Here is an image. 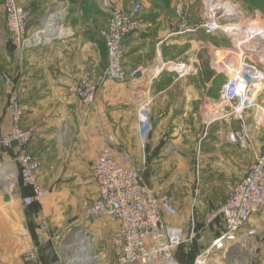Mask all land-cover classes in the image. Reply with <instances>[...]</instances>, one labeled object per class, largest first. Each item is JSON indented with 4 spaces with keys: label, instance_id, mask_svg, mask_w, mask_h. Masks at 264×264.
<instances>
[{
    "label": "crops",
    "instance_id": "1",
    "mask_svg": "<svg viewBox=\"0 0 264 264\" xmlns=\"http://www.w3.org/2000/svg\"><path fill=\"white\" fill-rule=\"evenodd\" d=\"M112 1L125 9L136 2L142 4L140 27L124 40L127 71L188 63L192 55L201 54V32L178 33L183 7L189 5L188 18L196 20L197 0ZM23 2L32 8L28 35L36 32L42 37L56 32L58 37L26 47L20 56L10 44L0 0V132L7 133L11 127L2 77L7 72L20 80L23 126H35L37 130L26 151L41 162L40 181L46 194L29 215L23 197L31 194V188L21 181L14 160L19 148H0V264H34L24 258L33 250L39 257L35 264L61 261L41 226L46 223L52 230H62L76 223L85 201H95L99 189L93 165L104 144L111 146L120 162L128 154L134 165L144 166L146 184L157 193L170 195L178 214L165 215V220L182 226L187 234L197 232L176 250V256L185 254L181 262L194 264L191 255L195 258L225 230L222 217L207 224L210 210L220 206L231 186L246 175L264 141L257 151L252 146L234 144L227 133L238 128L237 122L234 128L224 129L220 120L206 119V113L214 112L220 103L221 84L210 75L179 77L163 70L159 76L137 84L108 78L85 113L86 107L70 87L85 71L98 77L106 69L107 51L100 31L107 26L108 14L98 0ZM144 96L153 99L154 121V131L145 146L138 132V104ZM254 137L256 143L264 140L258 133ZM207 181L226 183L225 195L209 185L201 187ZM86 224L100 254L96 264L117 262L114 252L119 248L113 236L119 221L102 217ZM248 225L255 230L250 238L257 253L250 264H264V211L255 214ZM234 245L215 250V263L226 264L222 258Z\"/></svg>",
    "mask_w": 264,
    "mask_h": 264
},
{
    "label": "built area",
    "instance_id": "2",
    "mask_svg": "<svg viewBox=\"0 0 264 264\" xmlns=\"http://www.w3.org/2000/svg\"><path fill=\"white\" fill-rule=\"evenodd\" d=\"M98 1L109 17L107 26L100 31L107 51V67L98 77L90 70L85 71L70 87V92L75 94L86 107L85 113L95 103L106 79L121 82L130 80L137 84L159 76L163 69L174 65L144 70L137 67L130 72L127 71L124 66V40L140 27L142 4L136 2L132 8L125 9L112 0ZM1 3L12 45L20 56L26 47L50 42L58 37L56 32H50L42 37L36 32L28 35V21L32 15V8L24 5L23 0H1ZM202 3L204 17L201 16V20L197 22H190L188 7L182 8L178 33L205 32L207 35L219 38L223 34H231V39L239 37L233 31L216 28L212 14L215 13L214 8L218 5L224 6L220 4L221 0H203ZM226 9H220V15L224 16ZM243 31V34H247V28L243 27ZM246 40L245 43L250 47L248 52L240 48L243 38L240 39L239 44L232 41V50L237 48V55L231 49L224 50L225 61L222 71L228 78L220 87V103L214 110L217 116L210 120L223 119L237 122L238 128L228 131L227 139L242 147L249 146L254 131L253 124L249 120L250 111L256 106L257 84L264 69V58L250 51L262 47L259 44L262 40L261 36L259 33H248ZM175 66H179V70L175 72L179 77L198 73L192 62ZM2 77L11 116V127L7 133L0 132V148L9 149L14 145L18 146L19 151L14 160L21 181L31 188V194L23 197V203L30 206L34 202H42L46 194L40 181L41 162L26 151V146L34 139L37 130L35 126L27 128L23 126L24 109L20 80L7 72H4ZM1 121L0 115V125ZM153 131V99L144 96L138 104V132L144 146ZM145 169L144 166L134 165L128 154H125L120 162L113 156L110 145H102L93 165V177L99 189L98 197L93 202L85 203L80 220L88 222L102 217H113L119 221V228L113 236L114 243L119 248L118 264H153L157 261L163 264H181L176 258V250L191 241L197 232L192 230L187 234L182 226L165 220V215L175 217L178 214L177 208L168 193H157L146 184ZM261 211H264V148L254 154L246 175L231 186L224 202L210 210L207 224L222 217L225 230L208 248L197 255L194 264H212L211 253L225 248L227 244L248 243L249 238L255 234V230L249 228L248 224L251 218ZM41 228L47 232L48 239L53 243L64 242L65 232L52 230L46 223L42 224ZM81 247L88 249L83 255L80 253ZM61 249L69 250L71 253L68 259L58 264H96L100 258L94 238L83 225H80L72 241L63 244ZM24 258L34 264L39 261L36 250L26 253Z\"/></svg>",
    "mask_w": 264,
    "mask_h": 264
},
{
    "label": "rangeland",
    "instance_id": "3",
    "mask_svg": "<svg viewBox=\"0 0 264 264\" xmlns=\"http://www.w3.org/2000/svg\"><path fill=\"white\" fill-rule=\"evenodd\" d=\"M203 0H197L196 2V9H197V13H196V20H192L190 22H197L199 20H201V16L204 17V10L203 8ZM221 5H224L222 8L226 9V7L229 9L231 8H239L243 14L238 17V18H233V17H229L227 18L228 20H233V21H229V23H232L234 21H239V20H247L248 22H259V20H262L264 18V0H221ZM187 7L190 10V6L187 5ZM220 7V6H219ZM221 8V9H222ZM232 10V9H231ZM229 14V12H228ZM190 15V14H189ZM195 15V14H193ZM232 16V15H229ZM243 16V17H242ZM236 19V20H234ZM226 19H219L220 23H227ZM205 32H201V35L199 38H201V36H204ZM207 35V34H205ZM10 37V44L12 45V41H11V36ZM198 38V39H199ZM200 39V41H202L204 43V45L202 46V51H200L199 53L201 54H197V55H192L190 57V62H192V64L197 68L198 73H196L195 75H193L194 77L196 76H200L201 78H209L208 75H210L211 77L214 78V80L216 82H219L221 85H223V83L226 81L227 74L225 72H223V67H224V61H225V56H224V50H228V49H233V44L232 41H234L233 39H231V34H223V36L219 37H215L213 35L208 34V37L206 39ZM244 42H246V38H243ZM235 42V41H234ZM240 42H237L236 44H239ZM215 47V48H214ZM240 48H242L240 46ZM262 51H264V47L261 48ZM244 50V49H243ZM217 51V52H216ZM234 51V53L237 55L238 54V49L236 48V50H232ZM222 71V72H221ZM192 76V75H190ZM257 88H258V92L256 95V106L254 108L251 109L250 111V122H252L253 124V134L250 137V144L249 146H252L254 151H257L258 149H261L262 147V141H258V143L255 142V135L261 134L262 136H264V69H263V75L260 79V82L257 84ZM217 114H214L213 110L209 111L206 113V119L209 121V119L216 117ZM221 127L222 128H228V127H233L237 126L236 124H234V122L232 121H225L223 119H221L220 121ZM232 123V124H230ZM175 152V151H172ZM197 174V171H196ZM208 182V181H207ZM198 183V180H197ZM206 185L211 186L215 191L217 192H221L223 193V195H225V189L227 188V184L224 182H219V183H214V182H208L205 184V182H203L201 184V187H205ZM86 202H90V201H85L83 203V210L85 209V203ZM41 202H38L36 205L40 206ZM24 206V204H23ZM35 205H30V206H26L28 207V213L29 215L31 214V212H33V208ZM30 208V209H29ZM32 209V211H30ZM24 211V208H23ZM83 213V212H82ZM81 216V215H80ZM80 216L79 218L76 220V223H71V224H67V226L65 228H63L61 231L63 232H67L69 230L68 233H65L66 238L64 239V242H62L63 244H68L72 241V238L74 236V234L76 233V231L79 230L80 225H83L85 228H87L89 230V232L91 233L92 238H94L92 231L90 230V228L88 227V225L86 224L87 222H83L82 220H80ZM41 230H43L41 228ZM67 230V231H65ZM73 230H76L73 234L72 237H69V235L73 232ZM69 237V239H68ZM65 240H69L68 243H66ZM60 241H56L55 243H53L52 245L54 247L53 252L56 253V256L58 259L65 260L68 259L70 257V253L71 251L69 250H64L61 249L62 248V244ZM62 244V245H61ZM253 240L251 238H249L248 243L244 244H236L232 247L231 252H227L226 256L222 258V260L226 263V264H250L251 259L253 257H256V249H254L253 247ZM73 251V250H72ZM215 252V251H214ZM211 253L210 256V261L212 264H216L215 261L213 260V258H216V256L214 255L215 253ZM116 258L118 257L119 252H114ZM185 254H177L176 258H178V260L180 261L181 264H185L181 261H183ZM197 256H195L196 259ZM114 264H118L115 260ZM195 261V260H194ZM247 261V262H246ZM255 262V261H254Z\"/></svg>",
    "mask_w": 264,
    "mask_h": 264
},
{
    "label": "bare ground",
    "instance_id": "4",
    "mask_svg": "<svg viewBox=\"0 0 264 264\" xmlns=\"http://www.w3.org/2000/svg\"><path fill=\"white\" fill-rule=\"evenodd\" d=\"M221 8L222 7L221 6L219 7V5H218L217 8H214L215 13L212 14V19H213V21L216 24V28H223L225 30H230V31H233L235 34H238L239 37L233 38V40L235 42H240V39L244 38V37L247 39L248 33H251V34L252 33H259V35L261 36V39H262L259 42L260 47L261 46H262L261 48L264 47V39H263V36H264V20H259V22H248V19L247 20H242L241 19L239 21L237 20V21H234L232 23H229V21H233V20H228L227 18H229V17L230 18L231 17L238 18V17H240L243 14V12L238 7L237 8L235 7V8H231L232 10L229 9V11H228V9H226L225 15L222 16L219 13ZM228 12H229V14H228ZM229 15H232V16H229ZM222 18L228 20L227 23H225V24L220 23L219 19H222ZM234 20H236V19H234ZM243 27L247 28V32H246L247 34H243V32H244L243 31ZM240 44H241L240 46L246 52L249 51L248 49L250 47L247 46L248 43H245L243 41ZM261 48L258 49V50H250V51H252V53L254 55H257L259 57L264 58V51H262ZM178 68H179V66L171 65V66H169V67H167L166 69H163V70L168 71V72H177L179 70ZM87 250H88L87 248L81 247L80 253L83 255V254L86 253Z\"/></svg>",
    "mask_w": 264,
    "mask_h": 264
},
{
    "label": "water",
    "instance_id": "5",
    "mask_svg": "<svg viewBox=\"0 0 264 264\" xmlns=\"http://www.w3.org/2000/svg\"><path fill=\"white\" fill-rule=\"evenodd\" d=\"M75 231H76V230H73V232L69 235V237H72ZM69 237H68V239H69ZM65 241H66V243H68L69 240H65ZM253 264H254V263H253Z\"/></svg>",
    "mask_w": 264,
    "mask_h": 264
},
{
    "label": "trees",
    "instance_id": "6",
    "mask_svg": "<svg viewBox=\"0 0 264 264\" xmlns=\"http://www.w3.org/2000/svg\"><path fill=\"white\" fill-rule=\"evenodd\" d=\"M26 186H27V185H26ZM37 203H38V202H34L32 205H36ZM181 246H183V245H181ZM181 246H180V247H181ZM180 247H179V248H180ZM187 255H188V254H187ZM191 257H193V258H194V254H193V255H191Z\"/></svg>",
    "mask_w": 264,
    "mask_h": 264
}]
</instances>
